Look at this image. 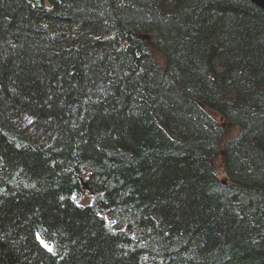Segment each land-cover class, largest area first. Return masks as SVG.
I'll return each mask as SVG.
<instances>
[{
  "label": "trees",
  "instance_id": "trees-1",
  "mask_svg": "<svg viewBox=\"0 0 264 264\" xmlns=\"http://www.w3.org/2000/svg\"><path fill=\"white\" fill-rule=\"evenodd\" d=\"M0 264H264V10L0 0Z\"/></svg>",
  "mask_w": 264,
  "mask_h": 264
},
{
  "label": "water",
  "instance_id": "water-1",
  "mask_svg": "<svg viewBox=\"0 0 264 264\" xmlns=\"http://www.w3.org/2000/svg\"><path fill=\"white\" fill-rule=\"evenodd\" d=\"M252 2L254 5L259 7L260 9L264 10V0H249Z\"/></svg>",
  "mask_w": 264,
  "mask_h": 264
},
{
  "label": "rangeland",
  "instance_id": "rangeland-1",
  "mask_svg": "<svg viewBox=\"0 0 264 264\" xmlns=\"http://www.w3.org/2000/svg\"><path fill=\"white\" fill-rule=\"evenodd\" d=\"M89 201H91V196H90L88 193H85V194L83 195L82 202H83V203H88Z\"/></svg>",
  "mask_w": 264,
  "mask_h": 264
}]
</instances>
